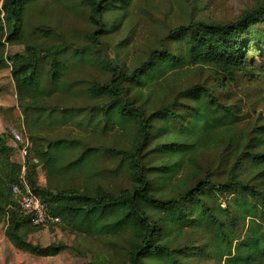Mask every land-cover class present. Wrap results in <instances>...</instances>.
Here are the masks:
<instances>
[{
	"label": "trees",
	"instance_id": "1",
	"mask_svg": "<svg viewBox=\"0 0 264 264\" xmlns=\"http://www.w3.org/2000/svg\"><path fill=\"white\" fill-rule=\"evenodd\" d=\"M48 1L0 0V76L9 71L24 117L25 130L20 132L33 140L25 177L58 219L44 227L61 225L100 238L119 234L128 256L123 264H264V125L241 128L240 108L221 98L240 76L247 82L264 77L246 58L256 26L264 25V2L234 21H195L175 28L170 35L179 45L177 51L153 50L131 71L110 59L101 61L108 80L87 84L86 93L97 104L86 124L100 131L123 129L129 143L112 148L74 138L44 141L37 135L58 118L64 122L79 116L78 124L84 123L88 106L60 109L50 104L62 92L70 95L75 83L65 82L69 67L62 55L67 46L39 47L26 31L27 14ZM134 1L79 0L93 26L85 37L88 45L74 52L79 60H95L94 48L124 23ZM8 46H22L24 54H7ZM48 59L50 77L45 81L40 66ZM197 71L213 78L169 95L186 73ZM209 149L219 153L220 163L231 159L222 171L224 181L215 180L211 169L198 163ZM104 160L112 161L115 169L101 168L98 161ZM35 161L46 170L44 187L38 183ZM21 169L13 161L8 135L0 133L4 236L24 253L55 257L61 246L42 247L28 240L44 227L32 225L31 215L20 210L11 193ZM120 175L129 185L117 192L94 184ZM76 177L82 178L79 187L60 185L62 179Z\"/></svg>",
	"mask_w": 264,
	"mask_h": 264
},
{
	"label": "rangeland",
	"instance_id": "2",
	"mask_svg": "<svg viewBox=\"0 0 264 264\" xmlns=\"http://www.w3.org/2000/svg\"><path fill=\"white\" fill-rule=\"evenodd\" d=\"M264 0H135L130 8L129 15L120 27H115L108 35L102 36L100 45L92 53L94 61L79 60L75 51L88 45L85 37L93 31L88 22V9L80 4L79 0L48 1L34 6L26 17V31L31 42L42 48L51 46H67V52L62 55L68 62V75L65 82L75 87L70 95L64 92L50 104H56L60 109L86 107L85 122L78 124L82 117L61 121L59 118L53 124H44L45 127L37 135L44 141L74 138L80 139L87 145L125 147L129 137L123 129L100 131L93 125L86 124L91 107L96 103L86 93L87 84L107 81V72L101 61L110 59L122 68L131 71L144 61L149 52L168 48L173 51L179 49L174 42V35L170 31L177 27L187 26L191 22L204 21L207 23H225L234 21L244 11L252 9ZM109 16V15H108ZM43 30L42 32L38 31ZM254 42L247 50L246 58L250 60L251 69L255 73H264V25L255 29ZM7 54H24L22 46L6 47ZM43 61L40 73L45 81L50 77V66ZM0 76V133L8 135V145L13 149V161L22 164L20 153L9 135L10 129L25 130L24 117L17 106L14 85L8 70L1 71ZM213 76L209 72L186 73V77L175 83L168 93L171 96L177 89L189 87L202 81H211ZM247 82L240 76L235 84L228 85L227 97L232 104L242 112L241 128L250 129L253 126L264 125V77L259 76ZM158 100V97H156ZM155 100V99H152ZM157 103V102H156ZM159 104V103H157ZM156 104V105H157ZM8 109V110H7ZM7 110V111H6ZM15 110V111H14ZM14 111V112H13ZM43 126V125H42ZM28 136V135H27ZM33 147V140L30 138ZM77 150L70 154L73 157ZM220 155L212 150L204 151L198 158L203 168H210L217 181H224L222 173L227 159L220 163ZM27 159L24 160L26 162ZM37 165V178L40 186H46V170ZM231 164V163H230ZM227 164V167H230ZM101 168L115 169L112 161H98ZM26 169V167H25ZM203 176V174H202ZM101 183L112 192L127 188L129 185L125 176L107 177L94 184ZM60 185H82V178L62 179ZM228 195L221 198L222 206ZM5 216L0 215V264H123L127 263L128 256L121 235L105 238L77 234L68 228L60 226L44 227L29 235L28 240L42 247L61 246L62 251L55 257H35L15 249L4 236ZM244 230H241V232ZM190 234V233H186ZM190 238V237H188ZM186 240V239H185ZM184 240V241H185ZM205 264H214V261H204ZM223 264V261H221Z\"/></svg>",
	"mask_w": 264,
	"mask_h": 264
},
{
	"label": "built area",
	"instance_id": "3",
	"mask_svg": "<svg viewBox=\"0 0 264 264\" xmlns=\"http://www.w3.org/2000/svg\"><path fill=\"white\" fill-rule=\"evenodd\" d=\"M9 135L11 140L18 148L20 158L22 159L21 175L18 178L17 183L11 186V193L15 198V201L22 212L31 215L32 225L35 227H44L49 224L58 223V219L52 217L41 199L32 191L28 181L25 177V162L24 160L30 154L32 148V142L30 138L16 129H10ZM35 163H37L35 161Z\"/></svg>",
	"mask_w": 264,
	"mask_h": 264
},
{
	"label": "crops",
	"instance_id": "4",
	"mask_svg": "<svg viewBox=\"0 0 264 264\" xmlns=\"http://www.w3.org/2000/svg\"><path fill=\"white\" fill-rule=\"evenodd\" d=\"M14 111H15V110H14ZM14 111H13V112H14Z\"/></svg>",
	"mask_w": 264,
	"mask_h": 264
}]
</instances>
